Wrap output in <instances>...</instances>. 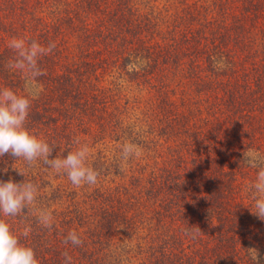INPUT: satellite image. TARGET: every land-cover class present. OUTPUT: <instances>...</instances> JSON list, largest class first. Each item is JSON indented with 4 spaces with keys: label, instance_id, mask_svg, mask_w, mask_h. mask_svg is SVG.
Listing matches in <instances>:
<instances>
[{
    "label": "rangeland",
    "instance_id": "rangeland-1",
    "mask_svg": "<svg viewBox=\"0 0 264 264\" xmlns=\"http://www.w3.org/2000/svg\"><path fill=\"white\" fill-rule=\"evenodd\" d=\"M48 8L32 1L30 12L45 10L48 17ZM95 8L85 13L83 21H76L75 33L66 32L64 24V32L58 26L51 29L52 34L45 33L44 25H36L28 39L20 9L13 11L0 1V51L13 37L34 39L45 47L58 41L51 53L39 59V67L46 73L38 78L41 87L52 86L55 79L71 71L82 88L78 97L90 102L85 116L69 119L79 124L84 118L89 125L72 131L59 128L58 135L54 128H46L47 134L56 135L60 142L50 158L66 156V149L83 136L81 143L102 156L94 166L99 173L94 185L77 187L66 174H57L42 160L29 167L22 158L10 154L0 157V180L11 177L21 182L26 177L25 181L37 185L38 199L43 190L51 197L60 185L62 196L50 204L57 211L66 209L70 190L79 188L83 217L75 215L66 221L53 218L51 229H41V246L49 255L51 250H71L72 244L65 241L70 232L78 231V236L88 241V250L94 238L98 242L95 259L88 264H157V259L163 264L177 263L187 244L182 231H175L187 222L183 221L187 212L174 222L170 218L159 220L157 207L164 190L158 191L154 179L157 175L163 181L171 173L196 166L209 175L222 152L233 155L241 148L264 152V0H101ZM12 54L14 59L15 52ZM213 56L225 57L227 69L216 71ZM130 57L145 58L147 66L129 71ZM3 87L11 88L0 73ZM15 92L20 94L18 89ZM244 124H252V130L242 133ZM219 129L226 138H233L225 140L230 144L225 145V151L223 141L216 140L218 136L214 145L205 143L206 136ZM40 131L35 133L38 137L49 144L56 142L42 137ZM126 142L136 143L141 155L123 162L121 147ZM223 164L218 161L219 167ZM15 168L24 171L25 177ZM248 174L244 180L247 187L235 191L232 201L252 207L250 186L257 171L251 169ZM109 192L119 198L111 230L104 227L108 215L100 197ZM233 202L229 203L231 208ZM98 207L100 214L95 218ZM6 219L14 234L27 244L33 233L29 231L25 237L23 232L29 229L25 224L30 221L20 216ZM57 238L59 242L54 241ZM206 251L215 255L211 247ZM240 255L230 257L225 252L223 264L247 263L246 258H238ZM183 264L200 263L186 260Z\"/></svg>",
    "mask_w": 264,
    "mask_h": 264
},
{
    "label": "trees",
    "instance_id": "trees-1",
    "mask_svg": "<svg viewBox=\"0 0 264 264\" xmlns=\"http://www.w3.org/2000/svg\"><path fill=\"white\" fill-rule=\"evenodd\" d=\"M0 1L13 11L20 9L22 13L19 15L25 28L24 34L29 35L28 39H30V33H35L36 25H44L43 28L45 29V33L48 32V34H52L51 29H57L58 26H60L61 32H64L65 29L62 27L64 24L68 29L66 32L70 34V30H72V32L75 33L76 21H83L85 13H90L92 10L94 11V9H96L95 7L101 0H55L54 2H52V0ZM32 1H35L36 3L40 2L41 6L43 5L44 7L49 6L48 10L51 15L49 14L47 17L45 10L39 11L38 13L34 11L33 13L30 12ZM80 8H82V10ZM253 14H256V12ZM47 24L50 27L47 26ZM57 43L58 41L55 42V44ZM56 50L59 51V47ZM12 51L13 50L8 48V46L0 51V73L3 75V78L7 80L11 89L13 91L18 89L21 94L24 86V73H12L13 70H9L5 67L10 61V58L13 60L12 58L14 56ZM40 85H42V83H40ZM41 88L42 91L38 98L32 100L29 115L25 121V127L27 129L33 133H36L37 130H41L40 134H43L42 137L45 135L49 137L51 141H55L59 128H63L66 131H72L75 129L78 130L80 128L79 125H82L83 127L89 125L90 122L84 118L79 124L73 123L69 120L77 118L74 115L81 114V116H85V109L90 106V102L86 97H78L82 88L75 82L74 74L71 71L62 75V77H59L58 80L55 79L52 86L50 85ZM233 94L236 93L233 92ZM236 96L238 97L237 94ZM74 98H76V100L72 104ZM250 126L252 127V124L245 125V127L241 128L242 133L252 130ZM46 128H48V130L54 128V130H56V135L47 134ZM214 131L216 134L206 136L207 140L205 143L209 142L214 145V139L218 136L219 138H216V140L218 142L223 141V150L225 151V145L227 147L230 145L225 142V140L229 141L233 140V138H226V133L220 134L221 129ZM239 134L242 136L241 133ZM84 137L85 136L79 141L83 142ZM204 140V137L200 139L201 142ZM58 144H60V142L56 140V142H53L50 145L56 146ZM77 146L78 145L73 142L70 147L66 149V155L69 150H75ZM244 151L248 150L241 148L235 150L233 155H228L225 152H222L223 156L215 160L217 163H214L209 175H205L202 172V169L199 166H196L194 169L184 168L175 174L171 173L168 178L163 181H161L157 175L155 176L156 179H154V181H156V188H158V191L164 190L161 202L157 207L160 216L159 220L170 218L172 222H174L179 220V215H181V217L183 216L184 210L187 212L183 217V221L187 220V222L184 223L183 226L178 227L175 231H182L187 246L182 250L183 252L180 262L170 264H183L186 260H189L190 262H199L200 264H207V260H212L211 262L209 261L210 264H223L225 263V252L230 257L242 254V256L240 255L241 257L239 256L238 258H246L247 263L238 262L240 264H255V261L250 256V253L253 251L251 248L257 249L260 257V264H264V221H261L258 217L255 218V221L253 220V214L250 212L249 205L239 201H232V198L234 197L232 195L235 194V191L238 192L239 188L242 190L247 187L244 180L245 176L249 175L248 172H250L251 169L258 171L257 169L250 167L243 159ZM260 153L264 154V152ZM7 154L8 153L4 156ZM4 156L3 158H6ZM231 156L235 158L233 161L229 159ZM91 157L92 159L88 160V163L97 171V167L94 166L101 161L100 159L98 160L97 157L102 158V156L101 154L94 155L92 150H90L88 158ZM94 158L95 160L93 161ZM218 161L224 163L222 167L218 166ZM8 179L9 178H5L4 180L7 181ZM23 179L27 180L26 177ZM46 183L48 184L49 182ZM61 191L62 188L59 185V187L53 189L51 197H48L46 191L43 190L41 197L39 199L37 198L38 205L35 206L36 209L39 211L40 209L49 210L51 208L50 212L52 213V217L60 221L69 220L75 215L79 218L83 217L80 213L82 209L80 202L83 200L78 197L79 188L78 190H70L66 198V201H69V204L67 203L65 210L57 211V209H52V205L50 204L53 200L57 201L58 198L62 196L63 193H61ZM147 193L148 192L145 191L146 195ZM116 195L117 194L112 195V192H109L108 195H105V193L100 195L103 201L102 207L107 208L106 215L109 216H107V219L104 222V227L108 230H111L114 227L113 222L116 221L111 219L117 212V210H115V203L119 198ZM230 202H233V208L229 206ZM39 204H41V206H39ZM36 213L37 211H32L30 209L20 215V217L27 222L30 221L31 224L25 225H27L29 229H34L30 230L33 234H30V241L28 243L26 241V243L34 249L40 264H65V253L70 257V264H88L94 261L95 251H97L95 245L98 243L95 238L91 250L85 248L88 241H85L80 237L82 244H72L71 250L69 248L56 249L57 245L55 244L54 249L56 250H51L52 252L50 255L49 253L44 252L45 250L48 251V249L41 246V240L43 238L41 229L44 227L38 222ZM98 213L100 214L99 207L95 209V218L99 216ZM72 223L70 226H72ZM198 228L201 231L196 233L195 238L188 234L189 232H195ZM76 233L78 234V231ZM54 241L59 242V238L54 239ZM62 241L65 240L62 238ZM167 243L169 242L167 241L165 244ZM199 243H201L200 246H198ZM209 247L215 250V255L207 254L206 250ZM38 249L43 250V252H40ZM216 250L218 253H216ZM157 264H163V262L157 259Z\"/></svg>",
    "mask_w": 264,
    "mask_h": 264
},
{
    "label": "clouds",
    "instance_id": "clouds-1",
    "mask_svg": "<svg viewBox=\"0 0 264 264\" xmlns=\"http://www.w3.org/2000/svg\"><path fill=\"white\" fill-rule=\"evenodd\" d=\"M8 48L15 52V58L5 67L9 70H19L24 73L23 92L17 94L9 87L0 88V157L6 153L16 159H23L29 167L37 160H42L45 165L57 174H66L71 183L77 187L84 184L97 183L99 173L89 165V146L75 141L78 145L75 150H69L66 156L50 158L53 146L45 139L38 137L25 127L32 100L38 98L42 88L38 78L46 73L39 67L40 57L47 55L56 47L55 42H49L47 47L36 40L26 41L24 38L13 37L8 42ZM127 66L129 71H139L147 66L145 58L130 57ZM212 66L216 71H224L228 64L226 58L212 57ZM63 152V150H61ZM141 155L140 147L133 142H126L121 147L123 162ZM62 157V158H61ZM15 159V160H16ZM246 163L257 169L255 182L252 189L253 206L250 212L264 221V154L255 150L243 152ZM18 174L25 177V172L15 168ZM7 171V169H4ZM38 187L30 181L15 182L11 177L5 181L0 180V264H40L34 249L21 242L20 238L11 230L6 218L17 217L29 211H36ZM37 220L45 228L51 229L53 224L52 213L40 209ZM30 229H25L23 236L27 237ZM195 232H189L195 238ZM73 245H80L82 241L76 232H70L65 241ZM251 258L255 264H260L257 249L251 248ZM65 264H70V257L65 253Z\"/></svg>",
    "mask_w": 264,
    "mask_h": 264
}]
</instances>
